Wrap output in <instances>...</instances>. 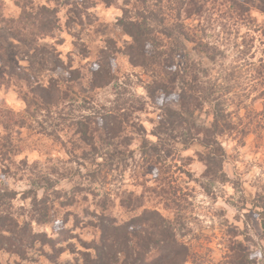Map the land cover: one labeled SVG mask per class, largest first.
I'll list each match as a JSON object with an SVG mask.
<instances>
[{"label": "clouds", "instance_id": "9594fccd", "mask_svg": "<svg viewBox=\"0 0 264 264\" xmlns=\"http://www.w3.org/2000/svg\"><path fill=\"white\" fill-rule=\"evenodd\" d=\"M41 3H43V0H36L37 5ZM239 3L244 6L243 13L237 15L232 12L228 18L223 20V23L220 19H215L214 23L205 21L203 18L200 21L205 26L208 35H202L199 39L204 40L209 45L215 44L221 51L220 54H217L214 49L210 48L206 50L207 54L201 53L199 56L193 54V60L196 62L195 67L201 73L200 83L202 87L217 89V95L225 91L229 83H234L228 77L234 66L237 64L243 65L244 60L247 59V57H241V49L244 48V45L240 43L241 39L248 41L254 37L257 38L258 47L254 51L258 53L264 51V0H239ZM92 4L93 6L85 10V15L92 17L93 24L90 27L86 26L85 32L88 33L90 40L94 43L91 45L92 50L87 53V60H85L75 53L71 44L72 37L67 36L63 29V21L68 18L64 15L67 8L60 13L59 28L53 29L52 32H41L35 24L21 17L22 12H35L36 7L34 5L26 3L25 0H0V13H2L0 15V32L3 33V35H0V170L4 168L11 169V176L15 177V181H19L20 176L25 177L23 182H14L8 176L2 178L8 184V190L15 188L20 194H23L25 188L35 187L37 198L45 194L43 187L34 184L41 175H48L54 181L58 180V187L65 190L72 188L76 183H81L83 187L101 194L96 197L95 201H89L88 204H83L81 207L91 208L93 204L101 202L102 198L111 197L106 209L103 206H98L96 215L90 213L84 217L85 222L92 221L98 227L109 224L122 226L124 221L132 215L140 214L145 207L158 204H163L168 208L175 207V215L182 218L183 214L179 207L172 202L176 198L171 197V193L168 191L171 188L170 182L173 179V173L161 172L159 178L154 173L152 177L145 175L142 179V173L147 165L144 164L145 157L141 156L139 140L132 145V148L135 149L132 157L124 155L123 162L120 160L112 162L110 156L114 151L121 149L119 139H122V137L117 138L111 144L98 139L96 151L93 152L91 146L81 144L77 137L71 135L69 125L75 120L84 117H97L98 111H111L118 105L121 109H124L126 107L125 102L131 104L138 101H147L145 88L137 84L138 77L133 75V71L137 70L122 71L116 73L119 79L113 78L112 73L115 72V68H111L109 61H111V64L117 63V61L112 60V56L117 55V53L107 48L106 44L102 42L103 38L97 39L92 33V29L98 27L101 23H112L117 18L122 17L124 15L122 9L128 11L129 19L133 18L138 5L135 4V0H113L112 6L105 10L102 0H92ZM52 6V4L48 5L49 8ZM148 7L151 9L161 7V5L156 4L155 0H150ZM228 8H230V5H225V9ZM140 10L143 11V9ZM97 16L100 17L99 21L95 19ZM70 31L79 32L80 26L78 24L73 25ZM61 36H64L68 42L64 44L60 51L63 53L72 52L75 59L79 60L77 66H81L82 71L85 73L84 79L78 81L75 88H82L87 91L81 94L79 91L69 89L72 94L65 99L66 88L63 86L64 82H61L56 85L54 99L45 102L41 99L38 91L35 90L36 85L41 84L47 87L46 80L48 77L52 76L59 79L60 73L53 72L43 75L39 70V66L33 63L31 53L45 45H54L55 40L60 39ZM25 42H28L27 48ZM130 43H132L131 38L121 33L118 46L126 48ZM9 49L21 50L15 61H9L7 56V50ZM24 51H28L29 55L24 56ZM21 56H24V58L20 59ZM213 56H215L214 62L210 59ZM120 60L126 61V57L120 56ZM89 61H91V64L88 63ZM65 63H67V60H65ZM260 63H264V60H261ZM83 65L97 69L98 75L101 77V87L99 89L93 90V76L87 72V68ZM178 70V67L172 69V71ZM62 75L67 77L69 72L63 71ZM248 75L251 77L248 86L260 88V85L256 82L254 72L250 71ZM125 80L130 82V87L129 84H125ZM142 83L146 84L150 81H142ZM124 88L129 90L124 92ZM179 92L180 88L177 87L175 94L179 95ZM85 100L88 103L82 105ZM211 107L210 104L209 108ZM85 108H87V111H85ZM153 109H156L155 105L151 106L148 111H151L156 120V123L150 125V127L155 128L162 117L158 114V110ZM226 111L232 113L231 116H227L225 121L230 126L229 133L217 135L216 140L220 143L229 141L228 144H225V147L231 146V139L240 140L243 143L240 129L244 127L247 119H251V116L244 117L239 112V108L233 111L231 107H228ZM247 111L251 112V106ZM197 123L203 127H213L209 120L201 119ZM259 124L260 127L254 129V131L257 137V145L261 146L260 150L264 153V119H259ZM233 125L235 126L234 130L231 128ZM248 131L249 129L245 128L244 134ZM164 139L165 137H160V143H163ZM5 144L8 147H4ZM61 144L64 145V148L59 147ZM65 149L68 151L66 156L63 155ZM54 150L57 157L62 158L53 159ZM123 151L127 153L129 150L125 148ZM84 152L89 153V158L83 161L84 167L79 168L77 172V162L80 160L79 153ZM4 153H7V156ZM177 155L182 157L183 154L178 153ZM188 155H191V153H188ZM236 155H238V152L234 150L233 156ZM69 157L73 158V163H68ZM22 160H25L26 163L21 164ZM175 163L180 164V158ZM209 167L210 165L206 160L196 166L197 177L200 176V173H205V177H201L197 181L198 183H207L208 173L205 170ZM259 167L261 171L249 178L256 181L257 184L264 183V155L261 157ZM52 168H59L60 172L72 170L75 174L68 178H62L59 174L52 175L50 171ZM93 172L98 174L95 183L88 181L86 176L82 179L84 173ZM238 175L239 173H237ZM165 176H167V179H165ZM257 177H259L258 181ZM69 180H71V183H69ZM150 182L151 187H149ZM215 184L218 187L213 188L214 192L224 195L225 199L231 196L229 204L240 196V192L232 195L231 188L228 189L227 193H224L222 189L225 185L221 184L219 179L215 181ZM133 185H136V187H133ZM244 187H247V185H244ZM162 189L164 191H161ZM253 190L249 189V192ZM3 191L5 189L0 188V192ZM244 194L247 195L248 193ZM11 203L16 208H19L21 203L24 204L25 208H31L30 198L29 200L19 201V197H17ZM195 203H209L212 204V207L204 210V214L201 215L199 221L193 223L183 221L186 227L181 228L180 222L173 219L172 213H165L164 225L172 226L177 236L186 234V239L191 247V254L182 257L180 264H264V227H258L255 230L249 227L247 231H241L240 235L229 238L224 235V226L222 225L220 228L222 239L215 240L212 247L209 248L203 237V233L208 231L205 226L214 225L217 220L214 216L211 220L208 217L212 216L213 212H218L219 209L227 208L228 215L226 217L221 216L220 220L227 219L234 224L235 221L232 220V216L236 214V209L229 207L223 201L216 204L207 198L202 200L198 198ZM112 216L117 217L116 221L111 220ZM21 219L27 220V214ZM32 223L33 231H48L49 236L55 238V233L50 229L39 228L35 226L34 221ZM65 227H71V221ZM188 229H192V231L189 232ZM134 231L153 237V245L150 246V249H142L136 242L138 238L133 237L128 240L127 248L116 250V259L113 264H131L132 258L137 253L143 251L145 255H149L151 251L159 248V245L155 244L157 232L151 222L127 226L128 233ZM13 235L14 233L11 230L0 229V237H12ZM82 235L84 240L93 241L95 239L97 244L101 246L104 244L105 238L90 229H85ZM237 244L241 247L233 248V245ZM39 248L40 245L37 243L35 249L27 251L28 257H36L32 261L21 260L18 255L0 249V253H2L0 264H40L43 258L39 256L37 251ZM43 251L51 253L52 250L45 247ZM64 258L71 260V257L67 256L66 253L64 257H61V259ZM90 260L95 264L98 260L96 252L92 253ZM44 264H47V261ZM81 264H83V261H81Z\"/></svg>", "mask_w": 264, "mask_h": 264}, {"label": "rangeland", "instance_id": "374dc122", "mask_svg": "<svg viewBox=\"0 0 264 264\" xmlns=\"http://www.w3.org/2000/svg\"><path fill=\"white\" fill-rule=\"evenodd\" d=\"M54 1L55 0H43V3L41 4H52V7H55ZM102 2L105 5V10H108L112 6V4L108 5L107 2L105 3L103 0ZM61 3L63 7L61 8L60 13L63 9L67 8V11L64 12V15L68 17L63 21V29L67 33V36L72 37L71 44L75 53L87 60V53L92 50L91 45L94 43V41H91L88 33L85 32V27H90L93 24L92 17L90 15H85V10L90 6H93L92 0H61ZM67 3L68 5H66ZM60 13L58 14V28L60 27ZM215 18L217 19L218 17L215 16ZM95 19L99 21L100 17L97 16ZM224 19L225 18L220 19L221 23H223ZM185 23L188 27L192 25L191 28H193L199 24V21L192 22L191 20H188ZM77 24L80 26V31L71 32V27ZM92 33L97 39L103 38L102 42L106 44L107 48L112 49L117 53L116 57L118 58V65L115 68L116 73L122 71L126 72L130 69L137 70L133 71V75L138 77L137 84L141 87H144L147 94L146 88L149 83L145 84L142 83V81L151 82V78L145 74L144 70H141L140 68H132L127 59L126 61L120 60V56H122L124 48H120L118 45L121 40V33L124 35L126 34L117 25L116 20L112 23H101L98 27L92 29ZM0 35H3V33L0 32ZM202 35L207 36V30L205 33L199 32V37ZM67 42L68 40L64 36H61L60 39L55 40L54 45H45L39 48L37 51L31 53L33 63L39 66V70L43 75H47V73L59 72V76H62L63 72L56 69L58 63L59 65L64 66V68L68 66L73 68H82L81 66H77L79 65V60L75 59L72 52L63 53L60 51V49H62L64 44ZM202 42L204 45H206L204 40H202ZM240 43L244 45V48L241 49V57H247V59L244 60L243 65H235L233 71L228 74L230 81L234 83H229L226 86V90L220 95H217V89L206 88L207 94L205 93V96H209L211 93H214V96L210 95V99L203 102L202 106L192 109L188 114L185 113L186 118L192 123V125H194V127L197 129L200 128L201 132L202 130L205 131L210 128L199 125L197 123L198 120H209L211 124H213V122L216 120L215 113L217 109L215 110V106L218 103H216V100H214L216 98H219V104H223V107H225L224 110H226L228 107H231L233 111L239 108V112L243 114L244 117L249 115L251 116V119H247L244 127L240 129L243 143H241L240 140L231 139V146L225 147V144H228L229 141H224V143H220L218 141L224 150V173L227 175V182H220L221 184L225 185L222 191L227 193L228 189L231 188L232 195L240 192V196L236 200H232V202L229 204L231 196H229L228 199H225L224 195L213 191V188L218 187V185L215 184V181L219 178L213 181L210 177H207V183L197 182L201 177H205V173L202 172L200 173V176L197 177L196 166L204 163L203 160L207 157L209 149L207 150L204 146H202L201 143H198V141L193 142L186 136V134H188L185 133V128L187 126L183 127L182 124L175 123L174 130L171 129L167 132V134L160 136L165 137L162 144L158 145V143L155 142V137L153 134L157 126L159 127V124L162 121L160 120L155 128L150 127V125L156 123V120L151 114V111H148V109L155 105L156 109L153 110H158V114L160 116H162L164 112L161 111L160 107H158V104L156 105L154 100L151 99L148 94L147 101L131 103L135 106H138L137 108H141L142 110L133 111L130 128L125 130L118 137H122V139H119V143L122 146L120 150L123 151V149L126 148L130 150V152H133V154L135 149L132 148V145L136 143L137 140L140 141L141 156L145 157L144 164L147 165L142 173V179L145 175L152 177V175L148 174V168L151 164L146 163V158L148 157L143 153L145 148L142 146L146 141L154 142L155 145H158L155 147H157L159 150L169 151L170 153L167 165H165L163 162L162 165H158L159 168L153 170L159 171L160 173L171 172L174 174L173 179L170 182L171 188H169L168 191H170L171 197L176 198L172 202L174 205L179 207V210L183 214L182 218L175 215V207L168 208L163 204L145 207L140 212V214L146 209L157 210L163 217H165V213H172L173 219L180 222V227L183 228L186 227V224L183 221H187L189 223L199 221L201 219V215L204 214V210L211 209L212 204L195 203L198 198L201 200L207 198L216 204H219L221 201H223L229 207L236 209V214L232 216V220L235 221L234 224L230 223L227 219H224L223 221L220 220L221 216L226 217L228 215L227 208L219 209L218 212H213L212 216L208 217V219L211 220L214 216L217 220L216 224L205 226L208 228V231L203 233V237L209 248L212 247V244L215 240L222 239L220 236V228L222 225L224 226V235H227L229 238L240 235L241 231H247L249 227L253 230L257 229L258 227H264V183L257 184L256 181L249 179L253 174L261 171L259 164L262 155H264V153H262L260 150L261 146L257 145V137L254 131V129L260 127L259 119H264V90H261L264 89V63H260L261 60H264V51L259 53L254 51V49L258 47V41L255 37L248 41L241 39ZM198 44L199 43L186 44V53L192 58L193 54L196 56H199L201 53L207 54V52L204 51L202 47L200 48V45ZM211 45L216 46L215 44ZM25 47L27 48L28 44L25 43ZM213 49L217 54H220V48L216 47ZM102 50L103 49H101V51ZM20 51L21 50L19 49L7 50L9 61H15V58L17 55H19ZM27 55H29L28 51H24V56ZM24 56H21L20 59H23ZM210 59L214 62L215 56L211 57ZM65 60H67V63H65ZM88 63L91 64V61ZM83 67L88 66L83 65ZM250 71L254 72L256 82L260 85V88L248 86L250 85L251 81V77L248 75ZM52 78L55 77H48L46 80L47 85L52 80ZM201 79L202 76L200 75V81ZM125 84H129L130 87V82L128 80H125ZM73 88L80 93V90L87 91L86 89L75 88V86ZM128 90L129 89H127L125 92ZM83 103H88V101H83L82 105ZM141 103H143L144 106H141ZM131 104H128L127 106ZM210 104L212 105L211 108H209ZM249 106H251V112L247 111ZM170 107L174 110H180V105L177 101H172L170 103ZM85 111H87V108H85ZM226 113L229 116L232 115L231 112L226 111ZM76 123L77 120L76 122H72L69 125V128L71 129V135L77 137L81 144L86 145L83 141H81L80 134H77ZM232 127L234 128L235 126L233 125ZM245 128L249 129L246 134H244ZM90 129L93 132L92 135L95 137L94 142L97 144L98 139H103V135L101 132L95 133L94 130H96V127L93 125L90 126ZM203 133L202 135H199L201 139L203 138ZM225 133L227 134L229 132ZM170 135L176 136V141L169 139L168 137ZM115 140H117V138ZM186 143H188V145H185ZM4 147H8V145L5 144ZM59 147L64 148V145L61 144ZM74 147H76V145H74ZM78 150L79 149L77 147V151ZM234 150L238 152V155L233 156ZM123 152L122 154H117L116 156L112 157L111 161L115 162L120 160L123 162ZM178 153H182V157H178ZM188 153H191V155H188ZM4 155L7 156V153H4ZM37 155H39V153H37ZM63 155H68L67 149L64 150ZM79 155L80 160L77 162V172L79 168L83 167L81 166L84 165L83 161L89 158V153L87 152L79 153ZM130 156V153H128V157ZM60 158L62 157H57L56 151L54 150L53 159ZM178 158H180V164L175 163ZM25 163V160L21 161V164ZM68 163H73L72 157H69ZM50 171L52 173H56L52 175L59 174V176L62 178H68L75 174L72 170L60 172L59 168H52ZM0 173H2V175H0V188L5 189V191L0 192V196L6 198L4 202H7L5 205L0 203V214H4V216L7 217L5 219L6 230H11L14 233L12 237H2V239H0V249H4L5 251L18 255L21 260L32 261L35 260L36 257H28L27 251L35 249L38 243L40 248L37 249V251L39 256L43 258L41 259L40 264H44L45 261H47V264H81V261H83V264H93L90 262L89 258L91 257L92 253L95 252L92 247H94L97 242L95 239H93V241L84 240L82 234L84 233L85 229H90L93 232L99 233L101 237L102 233L99 230V227L92 221L85 222L84 217L90 213L96 215V209L98 206L107 208L108 201L111 199V197H107V199L102 198L101 202L93 204L91 208L81 207L83 204H88L89 201H95L96 197L100 196L101 194L99 192H95L94 190H89L83 187L81 183H76L72 188L65 190L58 187V180L54 181L49 176L48 178H45L47 175H41L34 182V184L43 187L45 194L44 196L37 198L35 187L25 188L23 194H20L15 188L8 190V184L2 178L3 176H8L13 179L14 182H23L25 178L24 176H20L19 181H15V177L11 176V169L4 168L0 170ZM237 173H239L238 176ZM84 176H86L88 181L91 183H95L98 179V174L92 178V173H84L82 175V179ZM165 179H167V176H165ZM256 179L258 181L259 177ZM229 181L231 182L229 183ZM69 183H71V180H69ZM244 185H247V187H244ZM150 186L151 182L149 183V187ZM133 187H136V185H133ZM249 189L254 190L249 192ZM161 191L164 190L162 189ZM5 192L9 193L10 195H7ZM244 193L248 194L245 195ZM9 196L13 199H8ZM17 197H19V201L29 200L30 198L31 208H25L23 203L20 204L19 208H16V206L13 205L11 201L16 200ZM45 208L48 210V216L46 220L43 217ZM77 209H79V211H77ZM198 212L200 214H197ZM25 214H27L28 219H21L25 216ZM133 216L135 217V215H132L128 220H130ZM111 218L117 219L116 216H112ZM2 221L3 220H0V224H2ZM33 221L35 222L36 227L50 229L53 233H55V238H51L48 231H33ZM57 221H59V223H57ZM70 221L71 227H65V225L69 224ZM188 231L191 232L192 229H188ZM178 239L187 246L188 254L190 255L191 247L186 239V234L178 236ZM245 239H247V237H245ZM237 245H233V248ZM45 247L50 248L52 250L51 253L43 251ZM154 251L155 250L152 251V255L155 254ZM65 253L67 256L71 257V260H68L67 258L61 259V257L65 256ZM0 256H2V253H0Z\"/></svg>", "mask_w": 264, "mask_h": 264}, {"label": "trees", "instance_id": "16d2710c", "mask_svg": "<svg viewBox=\"0 0 264 264\" xmlns=\"http://www.w3.org/2000/svg\"><path fill=\"white\" fill-rule=\"evenodd\" d=\"M103 1L105 3L107 2L108 5L113 4V0ZM25 2L34 5L36 10L35 12H22V19L35 24L41 32H52L53 29L58 28V14L63 7L61 0H55V7L51 8L48 7L49 4L37 5L36 0H25ZM149 3L150 0H135L138 8L134 17L129 19L128 11L122 9L124 15L117 18L116 23L132 41V43L124 48L122 56L126 57L132 68L144 70L145 74L151 78V82L146 88L147 94L154 100L156 105L158 104L161 111L164 112L161 116L162 122L159 124V127L157 126L153 134L155 142L158 145L162 144L160 143V136L167 134L171 129L174 130L175 123L182 124L183 127L187 126L185 128V133H188L186 136L193 142L198 141L207 150L209 149L207 157L203 160L208 161L210 165L206 169V173H208L207 177H210L213 181L219 178L220 182L225 183L227 182V175L224 173V150L222 145L216 140V136L229 132L230 126L225 122L229 115L224 110L225 107H223V104H219V98H216L214 99L216 103L218 102L215 106V110L217 109L215 113L216 120L213 122L212 128L205 131L202 130L201 132L200 128L197 129L194 127L186 118L185 113L188 114L192 109L202 106L203 102L210 99V95L214 96V93L205 96L206 88L202 87L200 83L201 73L195 67L196 62L186 53V44L199 43V47H202L204 51L210 48H216L214 45H204L202 39H199V32H206L205 26L203 25L202 27L200 22L201 18L214 23L215 16L218 17L217 19H221L228 18L232 12H235L237 15L242 14L244 6L239 3V0H155V3L161 5V7L150 9L148 7ZM225 5H230V8L225 9ZM140 9H143V11ZM188 20L192 22L199 21V24L197 26L193 25V28H191L192 25L188 27L185 23ZM25 43L28 44V42ZM117 59L116 55L112 56L113 61H117ZM109 64L111 68H116L118 65L117 63L111 64V61H109ZM173 67H178L179 70L172 71ZM86 68L87 72L93 76V90L99 89L101 87V77L98 75L97 69L93 67ZM56 69L62 72L68 71L69 75L67 77L63 75L59 76V79L52 78L47 87L41 84L36 85L35 90L38 91L41 99L45 102L54 99L56 85L61 82H64L63 86L66 88L65 99H67L72 94L69 89H74L73 87L76 86L77 82L83 80L85 76L82 68L79 67L73 68L68 66L64 68V66L58 63ZM112 76L118 79L116 71L112 73ZM177 87L180 88L179 95L175 94ZM127 89L124 88L123 91L125 92ZM80 91L81 94L86 92ZM172 101L178 102L180 110H174L170 107ZM125 105L126 107L124 109H121L118 105L111 111H98V118L84 117L83 119L77 120V134H80L81 141L91 146L93 152L96 151V143L94 142L95 137L92 135L93 132L90 129L91 125L96 127V130H94L95 133H102L103 139L100 140L111 144L121 133L130 128L133 111L142 110L134 104L127 106L128 103L125 102ZM141 106H144V104L141 103ZM73 122H76V120ZM231 128L234 130L232 126ZM202 133L203 138L201 139L199 135H202ZM168 138L176 141V136L170 135ZM158 145H155L154 142L146 141L142 146L145 148L144 155L148 157L146 158V163L151 164L148 168V174L153 176L155 173L157 177H159L160 172L153 169L159 168L158 165H162L163 162L167 165L170 155L169 151L159 150L155 147ZM185 145H188V143ZM121 151H114L110 156V160L117 154H122L123 151ZM128 153H130V157L134 155L130 150ZM128 153H124V155L128 156ZM81 166L84 167V165ZM96 175L97 173L93 172L92 178ZM45 178H48V175ZM5 193L10 195L7 192ZM5 199L0 196V203H3L2 205L7 203L4 202ZM8 199L13 198L9 196ZM47 216L48 210L45 208L43 216L45 220ZM6 218L4 214H0V220H3L2 224H0V229L6 230ZM165 219L157 210L146 209L141 214L135 215V217L133 216L130 220L124 222L122 226L109 224L99 227L105 241L103 246L95 244L92 247L98 257L95 264H113V261L116 259V250H124L127 248L128 240L133 237L138 238L136 242L142 249H150V246L153 245V237L143 235L138 231H134L133 233L127 232V226L147 224L149 222H151L157 232L155 244H158L159 248L154 251V255L156 256L151 254L152 251L149 255H145L141 251L132 258L131 264H180L181 258L189 255L188 248L178 239L172 226L164 225ZM111 220L116 221V218H111ZM239 247L241 246H234V248ZM90 262L93 263L91 260Z\"/></svg>", "mask_w": 264, "mask_h": 264}]
</instances>
